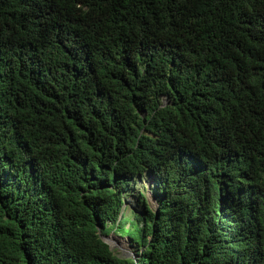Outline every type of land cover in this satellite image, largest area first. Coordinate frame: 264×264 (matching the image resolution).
<instances>
[{
	"label": "trees",
	"instance_id": "obj_1",
	"mask_svg": "<svg viewBox=\"0 0 264 264\" xmlns=\"http://www.w3.org/2000/svg\"><path fill=\"white\" fill-rule=\"evenodd\" d=\"M2 68L0 264H264V0H0Z\"/></svg>",
	"mask_w": 264,
	"mask_h": 264
},
{
	"label": "clouds",
	"instance_id": "obj_2",
	"mask_svg": "<svg viewBox=\"0 0 264 264\" xmlns=\"http://www.w3.org/2000/svg\"><path fill=\"white\" fill-rule=\"evenodd\" d=\"M106 10H107V8L105 9V12H106ZM105 12L103 14H105ZM99 15H102V14L100 13ZM66 17H67L69 23H71V24L74 23L75 20H77L80 23L79 14H71V13H68L66 15ZM128 25H129V23H126V26H128ZM0 71L3 72L4 71V68L0 69ZM138 184H145L146 187H144V189L141 190V191H137V188L136 187H137ZM132 185H133L132 188L130 186H128L129 187V190H130V194L129 195L124 194V198H125V196L131 197V196H133V194H135V202L138 205V201L139 200L136 198V196H138L139 194L140 195H143L145 197V200H146V203H147V208L150 210V212H152V213L155 214L154 217L156 219L157 218V212L156 211H157L158 207H160V203H161V199H160V197L157 194L156 178L151 173L145 174L142 179H136L135 181H133L132 182ZM133 190H136L135 193H133ZM152 200L155 203L154 206L151 205V201ZM124 207H126V206L124 205ZM138 207H139V211L138 212H136L135 210H133L131 212L140 213L143 209H142V207L140 205H138ZM126 208L128 209V207H126ZM101 229L102 228L100 226L97 227V234H98L99 238L106 245H108V243L106 241H104L103 239L104 238H109L110 236H113V235L110 234V235L103 236V234L101 233ZM113 237H118V236H113ZM120 239H124V237L123 238H120ZM109 249L112 251V249L110 248V246H109ZM140 252H139V256H140ZM116 257H118V256L116 255ZM118 258H120V257H118ZM120 259H123V258H120Z\"/></svg>",
	"mask_w": 264,
	"mask_h": 264
},
{
	"label": "rangeland",
	"instance_id": "obj_3",
	"mask_svg": "<svg viewBox=\"0 0 264 264\" xmlns=\"http://www.w3.org/2000/svg\"><path fill=\"white\" fill-rule=\"evenodd\" d=\"M145 184H138L137 185V191H141L144 189ZM136 190H133V193H135ZM125 206L128 207L127 211L125 212V215L129 216L131 214V211L135 210L136 212L139 211V207L137 203L135 202V194L133 196H125ZM151 205L154 206L155 203L152 200ZM104 241L108 243L112 251L114 252L113 255H117L120 258L127 259V260H134L136 259V251L137 248L132 245L131 241L124 237V239H120L119 237H113L110 236L109 238H104Z\"/></svg>",
	"mask_w": 264,
	"mask_h": 264
},
{
	"label": "bare ground",
	"instance_id": "obj_4",
	"mask_svg": "<svg viewBox=\"0 0 264 264\" xmlns=\"http://www.w3.org/2000/svg\"><path fill=\"white\" fill-rule=\"evenodd\" d=\"M122 197V196H121ZM107 232V231H106ZM104 233V232H103ZM108 233V232H107ZM110 234V233H109Z\"/></svg>",
	"mask_w": 264,
	"mask_h": 264
}]
</instances>
